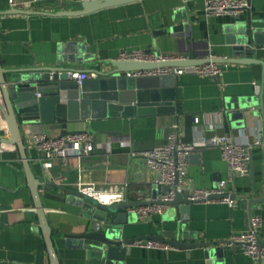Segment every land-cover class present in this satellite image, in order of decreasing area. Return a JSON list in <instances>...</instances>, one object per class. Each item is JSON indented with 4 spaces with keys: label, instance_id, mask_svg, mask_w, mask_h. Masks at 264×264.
I'll return each mask as SVG.
<instances>
[{
    "label": "crops",
    "instance_id": "crops-1",
    "mask_svg": "<svg viewBox=\"0 0 264 264\" xmlns=\"http://www.w3.org/2000/svg\"><path fill=\"white\" fill-rule=\"evenodd\" d=\"M0 0V12L15 9L36 13H3L0 15V61L3 68L34 69L56 64L60 54L81 55V64L74 65L76 72L91 74L92 69L107 70V64L125 50L143 49L156 53L209 60L211 57H232L230 26L253 19L264 18V0H251L249 8L238 18L206 16L204 0H136L77 16H56L39 12L56 13L77 10L78 0ZM188 7L191 38L185 36L156 35L154 32L173 24L175 11ZM72 44L76 52L69 51ZM79 44L88 47L81 51ZM78 47V48H77ZM249 54H246L248 56ZM253 57L264 60V46L252 52ZM221 80L186 71L177 75L175 113H142L132 117H106L87 119L64 127L61 123L32 124L24 128L23 138L27 154L37 177L45 185L42 202L48 214L55 247L61 264H100L89 258L86 250L68 244L64 234L87 232L93 222L71 204L68 194L59 188L77 189L78 183L95 184L104 196L121 194L125 199H139L136 189L147 181L157 183V175L148 169L143 159L131 152H145L166 140L175 121L184 124L183 139L195 142L200 136L230 135L243 144H254L264 136V118L247 115L244 126H238L226 113L227 104L255 93V83L261 85L263 68L258 64L223 63ZM89 79V78H88ZM0 108L4 107L2 96ZM3 113V112H2ZM199 117V122L194 121ZM88 130L94 136L96 149L79 160L71 156L64 162L55 161L54 167L45 170L38 162L40 154L30 145L35 133L60 136L69 132ZM0 138L10 139L8 123L0 120ZM122 139L131 145L122 146ZM111 143V150L107 145ZM252 173L234 179L236 206L221 202H194L187 213L190 232H198L200 240L228 242L232 235L244 232L250 216L241 201L252 196H264V146L253 148ZM188 178L200 188H212L228 180L227 164L219 147H208L189 160ZM52 184L50 188L47 185ZM129 192V195H128ZM137 194V195H136ZM253 216L262 218L261 238L264 240V202L254 205ZM182 214L168 207L162 215L144 221L136 213L129 216L125 237L157 234L183 224ZM187 223V221H186ZM106 225H104L105 227ZM224 254L206 258L203 249L151 248L134 244L126 257L127 264H259L245 254L240 246L228 243L219 245ZM263 264H264V258ZM0 264H50V259L39 217L29 186L28 176L20 151L0 153Z\"/></svg>",
    "mask_w": 264,
    "mask_h": 264
},
{
    "label": "water",
    "instance_id": "water-1",
    "mask_svg": "<svg viewBox=\"0 0 264 264\" xmlns=\"http://www.w3.org/2000/svg\"><path fill=\"white\" fill-rule=\"evenodd\" d=\"M77 10L59 11L56 13L39 12L56 16H77L96 12L108 7L130 3L136 0H101L84 1ZM249 6L251 0H248ZM3 13L33 14L36 12L24 9H13ZM239 19V17H236ZM188 7L181 6L175 11L173 24L156 30L160 35L173 37L185 36L191 38L192 24L189 22ZM232 36L227 39L232 45V57L217 59L218 63L227 64H258L263 68L260 91L249 97L237 99L234 103L227 104L226 113L231 119L238 121V126H244L249 113L252 116L264 118V60L253 57L252 52L264 46V18L253 19L249 15L246 21H239L229 27ZM75 44L69 51L76 52ZM78 48V47H77ZM81 51L88 47L79 44ZM246 54H249L246 56ZM87 56L60 54L53 66L32 69L3 68L0 61V93L4 101L1 108L8 123L10 139H3L8 144H14L20 151L25 170L32 190L38 217L39 227L42 230L48 251L50 264H61L48 214L42 202L40 189L45 185L36 176L27 154V146L23 138V130L32 124L61 123L64 127L82 120L106 117H132L142 113H175L177 99V76L168 75L160 77H130L128 72L154 69L159 67H184L187 71L194 72L195 66L202 65L208 60H195L196 55L191 53L188 58L160 63H142L114 59L108 62L107 70L92 69L94 78L83 80L79 83L69 77L70 71H75L74 65L81 64ZM82 73V72H81ZM264 140V136L262 138ZM202 150L191 153L190 159L199 155ZM252 173V161L250 162ZM52 184L47 185L48 188ZM60 189L68 194V201L81 209V214L93 222L87 232L67 233L64 239L76 248L86 250L89 258L100 261V264H127L126 257L131 252V247L139 241L150 240L163 244L169 248L192 250L203 249L206 258L223 255L221 244L224 241L200 240L198 232H190L189 218L184 213L188 211L194 201L183 193L176 192L174 198L165 202L170 207L178 210L185 221L170 229L159 231L157 234L125 237V225L129 222L130 210L153 203L170 190L169 186L161 185L154 181H147L146 175L142 185L136 189L139 199H123L118 202L104 203L77 189ZM129 195V192H128ZM137 195V194H136ZM213 196L212 198H219ZM233 197H236L233 195ZM264 202L262 198L248 196L241 203L252 216L254 205ZM187 221V223H186ZM104 225H106L104 227ZM263 264V259H259Z\"/></svg>",
    "mask_w": 264,
    "mask_h": 264
},
{
    "label": "built area",
    "instance_id": "built-area-1",
    "mask_svg": "<svg viewBox=\"0 0 264 264\" xmlns=\"http://www.w3.org/2000/svg\"><path fill=\"white\" fill-rule=\"evenodd\" d=\"M15 7L17 2L9 0ZM101 1V0H84ZM249 8L248 0H204V12L206 16H231L240 17ZM118 59L125 61H135L142 63H160L166 61L183 60L184 57L156 53L153 51L134 49L125 50L119 54ZM198 75L221 80L224 75V66L216 62V58L211 57L206 63L194 67ZM184 67H159L154 69H143L128 72L130 77H160L168 75H179L186 72ZM69 77L76 79L79 83L90 78L85 72L70 71ZM255 91H260V85L255 83ZM1 97V93H0ZM1 103V98H0ZM0 120L3 121V113L0 108ZM194 121L199 122V117ZM184 124L181 121H175L171 124L164 143L156 145L145 152H131V155L144 160L149 170L157 175V183L169 186L167 194L162 195L157 200L159 203L140 206L131 209L130 212L136 213L138 218L144 221L153 219L156 215L164 214L168 205L165 202L174 198L176 192L183 193L188 199L194 202H221L230 207L236 206L234 195V179L238 174H245L250 168V162L253 158V148L255 146H264V140H257L254 144H243L238 142L230 135L208 137L200 136L195 142L189 143L183 139ZM122 146L131 145L130 140L122 139L119 142ZM30 145L40 154L38 162L45 170L54 167L57 159L64 162L71 156H76L79 160L89 156L96 149L94 136L88 130L69 132L60 136H51L46 133H35L32 135ZM111 150V143L107 145ZM208 147H219L222 158L227 164L228 180H222L212 188H200L192 184L188 178L189 160L193 152ZM18 147L14 144H8L0 138V153L7 151H17ZM80 192L93 196L104 203L118 202L125 197L121 194L104 196L95 184L85 183L81 180L78 183ZM43 189H40V192ZM220 196L219 198H212ZM262 229V218L260 216H250L247 229L239 234L231 236L228 244L231 246H240L242 251L251 256L254 260L264 258V240L260 236ZM136 244L151 248H167V246L155 241L144 240Z\"/></svg>",
    "mask_w": 264,
    "mask_h": 264
}]
</instances>
